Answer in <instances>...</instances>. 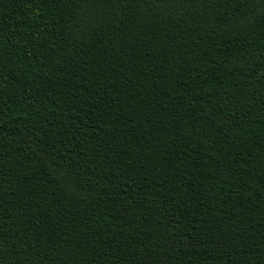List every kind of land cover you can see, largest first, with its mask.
<instances>
[{
    "label": "trees",
    "instance_id": "trees-1",
    "mask_svg": "<svg viewBox=\"0 0 264 264\" xmlns=\"http://www.w3.org/2000/svg\"><path fill=\"white\" fill-rule=\"evenodd\" d=\"M0 264H264V0H0Z\"/></svg>",
    "mask_w": 264,
    "mask_h": 264
}]
</instances>
